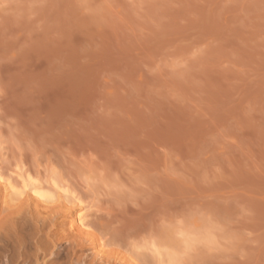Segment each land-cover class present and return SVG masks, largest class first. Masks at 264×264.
I'll use <instances>...</instances> for the list:
<instances>
[{"label":"rangeland","instance_id":"374dc122","mask_svg":"<svg viewBox=\"0 0 264 264\" xmlns=\"http://www.w3.org/2000/svg\"><path fill=\"white\" fill-rule=\"evenodd\" d=\"M0 172L28 264H264V0H0Z\"/></svg>","mask_w":264,"mask_h":264},{"label":"bare ground","instance_id":"6f19581e","mask_svg":"<svg viewBox=\"0 0 264 264\" xmlns=\"http://www.w3.org/2000/svg\"><path fill=\"white\" fill-rule=\"evenodd\" d=\"M4 176V175H3ZM2 176V174H1V172H0V184H4L3 185V187H5L4 189L6 190V189H8L7 191H14L15 190V188L16 187H14L13 185H12V183L9 181V179H8V177H7V179L5 178V176L3 177ZM21 178H22V176H21ZM25 178V177H24ZM28 178V181L30 180V178L29 177H27ZM11 179V178H10ZM27 181V180H26ZM23 182H25L24 180H23ZM29 184V183H28ZM30 185H31V191H32V193L33 194H35L36 195V197L37 198H39V199H48V198H51V195H49L47 192H44L43 191V188L41 187V185H36V184H34V183H30ZM29 186V185H28ZM24 187H27V184H25L24 183ZM3 189V190H4ZM21 194V193H20ZM75 196H73V198H74ZM72 198V197H71ZM73 198H72V200H73ZM74 199H76V197L74 198ZM78 199V198H77ZM76 199V200H77ZM71 201V200H70ZM78 201H80V200H78ZM72 202V201H71ZM76 203H77V201H75ZM75 204V203H74ZM76 205V207H77V205H80L79 203H77V204H75ZM81 206V205H80ZM79 206V207H80ZM82 208L83 207H80L79 209H81L82 210ZM79 209H77V210H79ZM81 210L78 212L77 211V213H75L74 214V220H73V222H75V223H77V225L81 228V227H86L87 225H86V223H85V218H84V216L85 215H83L82 214V212H81ZM84 210V209H83ZM10 220H12V219H10ZM8 221V220H7ZM10 226H8L7 225V222L6 221H3L2 223H0V240H1V237H4V236H2V233H1V231L3 230L4 231V229H5V227L6 226H8L9 227V229H7V230H9L10 232H11V230L12 231H15V228H14V225H13V223H11V224H9ZM78 227V228H79ZM79 228V229H80ZM81 230V229H80ZM3 234H5V233H3ZM6 240H10L8 237H4ZM11 240H13L12 242H10V243H6V244H3V245H0V250H3V251H8V252H10L11 253V260H12V263L13 264H19V263H21V264H28V263H26L25 262V255H24V249L26 248V243H25V241H24V239L21 237V236H19V235H17V234H12V238H11ZM93 242V241H92ZM96 242V241H95ZM43 243V242H42ZM98 244V243H97ZM42 245V244H41ZM94 245V244H93ZM99 246L98 247H100V249H102L103 248V244L101 243H99L98 244ZM38 246H40V245H38L37 244V247L35 248V252L33 253V258H32V260H33V262L31 263V262H29L30 264H39L38 262V258H39V250H40V247H38ZM43 246V245H42ZM41 246V247H42ZM102 247V248H101ZM43 248V247H42ZM41 248V249H42ZM45 248V247H44ZM42 251H43V249H42ZM1 255V254H0ZM96 255L97 256H99V258L102 260V255H101V251H99L98 253H96ZM104 257V256H103ZM96 258V257H95ZM30 260V259H29ZM100 260V261H101ZM0 264H1V257H0Z\"/></svg>","mask_w":264,"mask_h":264}]
</instances>
